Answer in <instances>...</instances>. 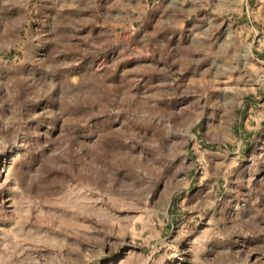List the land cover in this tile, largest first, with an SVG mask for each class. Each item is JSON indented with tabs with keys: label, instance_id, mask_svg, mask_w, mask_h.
<instances>
[{
	"label": "rangeland",
	"instance_id": "obj_1",
	"mask_svg": "<svg viewBox=\"0 0 264 264\" xmlns=\"http://www.w3.org/2000/svg\"><path fill=\"white\" fill-rule=\"evenodd\" d=\"M0 264H264V0H0Z\"/></svg>",
	"mask_w": 264,
	"mask_h": 264
}]
</instances>
